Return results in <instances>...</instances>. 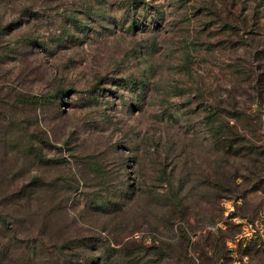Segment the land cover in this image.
Masks as SVG:
<instances>
[{
	"label": "rangeland",
	"instance_id": "1",
	"mask_svg": "<svg viewBox=\"0 0 264 264\" xmlns=\"http://www.w3.org/2000/svg\"><path fill=\"white\" fill-rule=\"evenodd\" d=\"M0 264H264V0H0Z\"/></svg>",
	"mask_w": 264,
	"mask_h": 264
},
{
	"label": "trees",
	"instance_id": "2",
	"mask_svg": "<svg viewBox=\"0 0 264 264\" xmlns=\"http://www.w3.org/2000/svg\"><path fill=\"white\" fill-rule=\"evenodd\" d=\"M136 86L137 85H139V84H135ZM138 87V86H137ZM58 93V92H57ZM57 95H53V94H46V95H44V96H41L40 98H37V99H35V98H33L32 99V101H36V102H38V103H40V102H48V101H50V100H52L51 98H55ZM218 115H219V113L217 112V111H214V113H213V111H212V113H211V116H212V118L210 119V126H211V129H212V133H213V136L216 138V141L217 142H219V141H223V129H224V125L222 124V123H218L216 120H217V118H218ZM210 116V117H211ZM227 126V125H226ZM223 143V142H222ZM81 247H83L82 246V244L80 243L78 246H77V248H81ZM71 249H73V247L71 246ZM110 250H108V253H110L109 252ZM107 253H105L104 255H103V259L104 260H107V255H106ZM65 262H73L72 261V259H69L68 257L65 259ZM106 262H109V259L106 261ZM105 262V263H106Z\"/></svg>",
	"mask_w": 264,
	"mask_h": 264
}]
</instances>
